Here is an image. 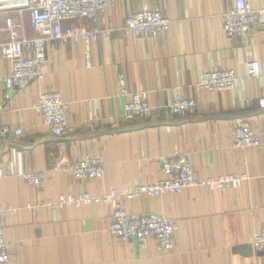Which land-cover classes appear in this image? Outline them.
I'll use <instances>...</instances> for the list:
<instances>
[{
	"label": "crops",
	"instance_id": "1",
	"mask_svg": "<svg viewBox=\"0 0 264 264\" xmlns=\"http://www.w3.org/2000/svg\"><path fill=\"white\" fill-rule=\"evenodd\" d=\"M112 6L96 19L102 32L89 44L82 41L46 44L47 66L41 81L7 94L0 114V207L16 212L0 219L12 264H264V251L250 244L264 223V110L256 104L264 81L246 76V54L264 75V25L246 36L226 38L219 17L235 0H109ZM264 8V0H245ZM160 8L171 22L156 37L135 38L121 30L127 16ZM73 20L64 28L88 27ZM109 31V35H105ZM29 35H34L29 30ZM11 64L0 55L1 81ZM206 70L235 75L233 89L223 93L195 88ZM120 79L129 93L145 92L153 116L143 121L123 111ZM43 93L60 94L67 119L75 127L69 137L47 133L34 105ZM175 95L195 101L191 114L172 115ZM249 124L261 148L236 150L232 129ZM90 128L93 130L91 131ZM19 129L20 135L14 131ZM177 154L188 157L193 176L229 174L246 179L236 189L208 191L188 188L179 194L136 199L125 203L132 214L153 213L170 218L174 247L156 250L149 237L139 249L109 235L110 205L45 209L30 207L60 195L99 196L127 186L162 180L160 160ZM98 155L103 177L74 181L63 169L74 160ZM44 174L37 190L22 174Z\"/></svg>",
	"mask_w": 264,
	"mask_h": 264
},
{
	"label": "built area",
	"instance_id": "2",
	"mask_svg": "<svg viewBox=\"0 0 264 264\" xmlns=\"http://www.w3.org/2000/svg\"><path fill=\"white\" fill-rule=\"evenodd\" d=\"M112 6L109 0H0V55L10 62L11 70L1 79L5 96L0 100V114L7 102V94L15 88L23 89L29 83L41 81L47 66L46 44L58 41L63 44L82 41L88 58L89 44L96 41L102 32L95 26L96 19L105 14ZM73 20L88 22V27L64 28L63 24ZM220 28L226 38L246 36L264 25V8L255 9L245 0H235L233 6L219 17ZM160 8L143 9L125 18L122 31L135 38L143 35L156 37L170 27ZM29 30L34 35H29ZM109 35V31H105ZM246 76L264 81L258 62L246 54ZM235 75L227 70H206L201 73L195 88L199 91L223 93L233 89ZM120 94L126 98L123 111L126 115L143 121L149 120L156 110L149 105L145 92L129 93L122 79L119 81ZM256 104L264 110V85ZM34 110L42 118L47 133L55 138L69 137L75 133V127L67 119V104L60 94L43 93L39 96ZM167 110L172 115L191 114L195 110V101L175 95L168 103ZM92 131L93 129L90 128ZM15 136L20 130L14 131ZM232 145L236 150L261 148L259 135L255 134L249 124L239 123L232 129ZM104 159L98 155L85 156L68 164L63 173L70 174L74 181H95L103 177ZM162 180L148 185L127 186L112 190L99 196L88 193L80 195H60L54 201L39 202L30 207L37 209H61L64 207H82L93 205H110L112 221L108 233L121 243L134 241L139 249L144 248L146 240L154 237L156 250L165 254L174 247V223L165 216L143 213L132 214L125 210V203L136 199L157 198L179 194L185 189L201 187L208 191L236 189L246 179L244 175L229 174L207 177L198 181L193 176V168L188 157L177 154L160 160ZM22 179L37 190L44 187V174L40 172L24 173ZM4 177L0 168V180ZM15 209L0 207V219L15 213ZM252 247L264 251V223L258 233L250 239ZM0 264H12L3 228L0 225Z\"/></svg>",
	"mask_w": 264,
	"mask_h": 264
}]
</instances>
